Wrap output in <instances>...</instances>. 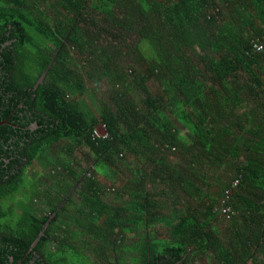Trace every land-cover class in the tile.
Listing matches in <instances>:
<instances>
[{"label": "trees", "instance_id": "trees-1", "mask_svg": "<svg viewBox=\"0 0 264 264\" xmlns=\"http://www.w3.org/2000/svg\"><path fill=\"white\" fill-rule=\"evenodd\" d=\"M0 264H264V0H0Z\"/></svg>", "mask_w": 264, "mask_h": 264}, {"label": "rangeland", "instance_id": "rangeland-1", "mask_svg": "<svg viewBox=\"0 0 264 264\" xmlns=\"http://www.w3.org/2000/svg\"><path fill=\"white\" fill-rule=\"evenodd\" d=\"M101 92H103V88L101 87ZM86 97V96H85ZM84 152V149L83 148H81L80 150H77L76 151V155H77V157L79 158V159H81L82 158V153ZM113 195V193H111V194H108V197H110V196H112ZM123 198H118L117 196L116 197H114V199H109V201L110 202H113V203H115V204H119V205H122V206H126V202H125V200H122ZM226 211L228 210L227 208L225 209ZM228 218V217H227ZM218 223L221 225V226H223V223H226L223 219H222V222H220V221H218Z\"/></svg>", "mask_w": 264, "mask_h": 264}, {"label": "built area", "instance_id": "built-area-1", "mask_svg": "<svg viewBox=\"0 0 264 264\" xmlns=\"http://www.w3.org/2000/svg\"><path fill=\"white\" fill-rule=\"evenodd\" d=\"M258 48H261V46L259 45ZM226 208H227V207L222 208V212H227V211L225 210ZM227 209H228V208H227Z\"/></svg>", "mask_w": 264, "mask_h": 264}, {"label": "water", "instance_id": "water-1", "mask_svg": "<svg viewBox=\"0 0 264 264\" xmlns=\"http://www.w3.org/2000/svg\"><path fill=\"white\" fill-rule=\"evenodd\" d=\"M44 76V73L40 76V78H39V81L41 80V78Z\"/></svg>", "mask_w": 264, "mask_h": 264}]
</instances>
